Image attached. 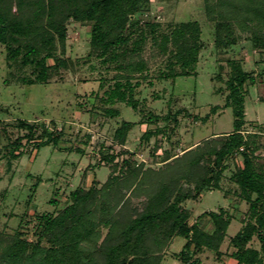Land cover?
I'll return each mask as SVG.
<instances>
[{
    "label": "trees",
    "instance_id": "trees-1",
    "mask_svg": "<svg viewBox=\"0 0 264 264\" xmlns=\"http://www.w3.org/2000/svg\"><path fill=\"white\" fill-rule=\"evenodd\" d=\"M148 1L0 0V43L7 50L9 66L31 69L29 74H15L17 80L29 85L47 84L68 66L60 54L65 53L69 22L89 24L88 56L111 63L117 71L114 83L101 97L112 106L105 109V114L119 117L121 112L113 107L115 104L125 103L139 110L136 89L141 80L151 78L144 73L148 62L143 57L149 39L166 57L153 79L171 80L174 84L178 77L197 76L204 47L200 23L183 21L162 29L158 22L136 18ZM204 2L207 17L215 23L217 49L234 47L247 33L252 46L264 55V0ZM227 63L230 69L225 80V103L214 105L212 113L231 107L233 131L190 145L181 154L166 149L157 162L159 167L131 159H123L121 165L115 163L116 157L127 150L104 156L111 166L108 178L103 183L94 178L91 186L72 189L64 206L37 214L35 240H29L22 228L24 215L15 233L1 242L0 264H162L176 236L186 239L183 249L174 255L183 264H203L202 255L207 253L218 259L227 257L231 264H264V165L256 162V152L263 146L258 135H264V126L247 135L243 129L248 85L257 81V74L246 70L240 59L230 58ZM218 77L222 79V75ZM161 120L167 122L170 116L150 110L140 121L157 125L144 132V141L164 134L163 127L158 126ZM173 121L179 123L177 115ZM135 125L132 120H122L114 139L125 146ZM17 126L24 133L9 143L8 168L12 160L24 154L23 140L36 142L40 150L57 145L62 135V131L55 135L43 121L20 119ZM237 155L242 156L243 163L228 175V160ZM36 186L37 183L34 189ZM211 191H221L230 206L194 216L187 201H199ZM35 192L30 193L29 202ZM232 197L239 200L234 208ZM49 203L57 206L58 200L52 198ZM243 204L247 210L242 225L229 236L228 229L236 219L233 209H241ZM227 239L229 248L223 250Z\"/></svg>",
    "mask_w": 264,
    "mask_h": 264
},
{
    "label": "rangeland",
    "instance_id": "rangeland-1",
    "mask_svg": "<svg viewBox=\"0 0 264 264\" xmlns=\"http://www.w3.org/2000/svg\"><path fill=\"white\" fill-rule=\"evenodd\" d=\"M135 17L158 22L162 29L183 21H198L204 47L197 65V76L178 77L173 84L171 80L153 79L166 57L149 39L143 53L148 62V69L144 73L150 75L153 85L149 84L150 79L141 80L135 92L140 101L139 110L134 111L125 103H118L113 107L118 108L121 115L114 118L106 116L105 109L112 106L104 103L101 97L114 83L113 76L117 71L111 63L104 64L99 58L88 56L91 50L89 24L69 22L65 53H61L62 46L58 44V53L67 60L68 66L55 73L47 84L29 85L17 80L15 74H29L31 69L20 68L16 64L9 66L7 50L0 43V246L19 228L24 215L22 228L29 240H35L33 227L37 214L64 206L72 189L80 185L89 187L94 178L103 183L111 172V166L103 160L108 154L117 155L127 150L116 157L115 163L121 165L123 159H131L159 167L157 162L162 160L166 149L181 154L190 145L204 142L213 135L233 131L231 107L212 113L214 105L225 103V80L230 69L227 63L230 58L240 59L246 70H253L257 74V81L248 85L244 135L264 126V55L252 46L247 33L242 34L234 47L217 49L214 42L215 23L206 15L204 0H149ZM219 74L222 79L218 77ZM104 79L107 81L102 86ZM150 110L162 116L169 115L170 120L159 121L158 126L163 127L164 134L144 141V132L157 127L155 123L140 122ZM175 115L178 124L173 121ZM20 119L43 121L55 135L59 131H62V135L57 145L50 144L40 150L35 146L36 142L23 140L24 154L12 160L8 168L9 143L24 133L17 126ZM122 120H132L136 124L129 132L125 146L114 139ZM258 136L263 146L256 152V162L264 165V135ZM242 163L240 155L229 159V168L225 173L230 175ZM33 190L36 192L29 202ZM52 198L58 200L57 206L49 203ZM231 200L233 208L239 205L235 197ZM186 205L193 209L194 216L206 210L230 206L229 199L221 191L206 192L199 201H187ZM246 210L245 204L241 209H233L236 219L228 229L229 236L239 231ZM27 221L28 224L25 223ZM185 242L184 237L176 236L162 264H183L174 255L183 249ZM228 244L229 239L225 241L223 250L229 248ZM202 262L231 264V259H218L215 254L207 253L202 255Z\"/></svg>",
    "mask_w": 264,
    "mask_h": 264
}]
</instances>
